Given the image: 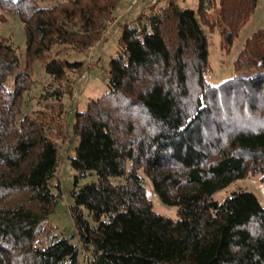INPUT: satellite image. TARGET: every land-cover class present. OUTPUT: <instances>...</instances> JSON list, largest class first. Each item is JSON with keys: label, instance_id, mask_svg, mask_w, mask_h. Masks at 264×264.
<instances>
[{"label": "trees", "instance_id": "trees-1", "mask_svg": "<svg viewBox=\"0 0 264 264\" xmlns=\"http://www.w3.org/2000/svg\"><path fill=\"white\" fill-rule=\"evenodd\" d=\"M41 1L49 0H0V22L16 13L27 36L24 59L0 36V264H82L81 255L87 264H264L256 194L213 198L252 175L264 182V27L236 59V70L251 76L218 85L205 78V27L219 28L229 51L259 0H219L216 15V0H198L195 9L168 0L121 24L109 90L73 118L76 183L97 175L72 191L77 243L49 237L42 222L62 198L55 137L64 132L63 99L86 65L51 52L97 45L122 0ZM37 61L51 78L40 102L60 104L48 120L41 110L24 111ZM145 176L178 218L155 211Z\"/></svg>", "mask_w": 264, "mask_h": 264}, {"label": "rangeland", "instance_id": "rangeland-1", "mask_svg": "<svg viewBox=\"0 0 264 264\" xmlns=\"http://www.w3.org/2000/svg\"><path fill=\"white\" fill-rule=\"evenodd\" d=\"M168 0H122L119 7L123 10L129 5L130 9L137 10L144 4V9L152 4L158 6L164 5ZM184 7L195 9L198 6V0H178ZM217 7L213 13L217 14ZM55 0L41 1L42 6H53ZM6 20L0 22V36L9 40L17 49L18 54L22 59L25 57L27 36L25 26L19 16L14 12H5ZM119 15V11H115ZM129 18V16H128ZM122 22L114 21L106 30L103 45H95L85 52L79 53L69 47L55 46L51 52L54 56L67 58L70 60H85L86 69L83 76L77 81V84L72 94H66L63 99V105L66 113V118L63 122L64 132L55 137L60 146V168L58 178L55 181L61 183L62 198H60L55 212L42 225L49 229L48 236H64L72 242L77 243L78 238L73 218L70 213V206L73 203L72 191L76 187L77 171L71 164V157L74 156V148L77 145L76 137L72 132V123L74 114L77 110L83 111L86 109L87 103L94 98L99 97L109 90L108 75L110 68V60L118 55V35L121 31ZM264 27V0H259L255 12L249 20L241 28L239 36L236 38L231 49L227 51L221 47V33L217 28L213 32L208 31L205 27L209 40V60L211 71L205 75L206 80L212 85H218L225 80L234 76H251V72L239 67L236 70V59L240 50L244 47L247 39L258 29ZM101 40V41H102ZM100 41V42H101ZM96 47V48H95ZM72 78L74 76L70 75ZM35 79L36 84L27 95V103L24 111L41 110L46 113V119L54 116L58 105L56 102L47 101L40 102V96L45 92V86L51 81V78L44 72L40 61L35 63ZM54 83V86H57ZM49 115V116H48ZM146 190L148 197L153 201L154 209L158 213L170 218H178V208L170 206L161 201L159 195L153 188L152 181L145 176ZM97 180L96 174H91L79 178L77 188ZM111 181L117 183L124 181L119 177H112ZM251 191L258 197L260 203L264 206V182L261 180V175H252L245 179H240L233 182L227 188L222 189L214 194L213 198L219 202L224 201L236 191ZM86 214L89 216L88 212ZM81 246V244H79ZM82 264H87L84 256H80Z\"/></svg>", "mask_w": 264, "mask_h": 264}, {"label": "crops", "instance_id": "crops-1", "mask_svg": "<svg viewBox=\"0 0 264 264\" xmlns=\"http://www.w3.org/2000/svg\"><path fill=\"white\" fill-rule=\"evenodd\" d=\"M178 1V0H177ZM179 2V1H178ZM181 4V3H180ZM182 5V4H181ZM144 6V4H143ZM139 7L137 10H133V8L130 9L129 5L126 7L125 10H123L122 8L119 7V5L117 6L116 10L115 11H119V15H116V20L117 22L121 21L122 24L125 23L126 21H133L134 19H136V17L142 13L143 11L146 10V8L144 9V7ZM183 6V5H182ZM129 16V18H128ZM120 36V33L118 35V37ZM100 44H98L99 46L100 45H103L105 44L104 43V40H102L101 42H99ZM97 45V46H98ZM96 48V47H95Z\"/></svg>", "mask_w": 264, "mask_h": 264}]
</instances>
